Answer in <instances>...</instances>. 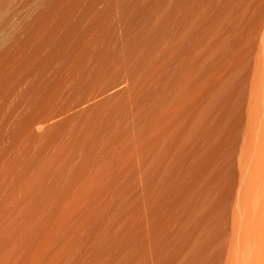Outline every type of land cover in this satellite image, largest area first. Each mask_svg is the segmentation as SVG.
Segmentation results:
<instances>
[{
    "label": "bare ground",
    "instance_id": "1",
    "mask_svg": "<svg viewBox=\"0 0 264 264\" xmlns=\"http://www.w3.org/2000/svg\"><path fill=\"white\" fill-rule=\"evenodd\" d=\"M19 1L0 0V264L210 260L247 38L237 0Z\"/></svg>",
    "mask_w": 264,
    "mask_h": 264
},
{
    "label": "rangeland",
    "instance_id": "2",
    "mask_svg": "<svg viewBox=\"0 0 264 264\" xmlns=\"http://www.w3.org/2000/svg\"><path fill=\"white\" fill-rule=\"evenodd\" d=\"M23 1H25V0H21L18 2L17 7L20 9L19 6H21L20 10H18V8H17L18 14H20L21 11L22 12L27 11L28 6L26 3L28 1L26 0L25 3ZM29 1H31V0H29ZM240 1L241 2H239L237 0V4H236L240 7L239 8L237 6V10L240 11V9H241L240 14L243 15V16H240L241 19L243 17L240 25L241 26L243 25V28L246 30L252 23L253 24H252V27L249 28V32H247L248 29H247V31L244 30V32L247 33V36H245L246 35L245 33H244L245 35H243V36H245L247 38L243 39V37H241V41L243 43H244V41L245 42L247 41V44L244 43L245 44V47H244V45L242 46V42H241L240 43L241 44L240 49L243 52H240V50H239V53H238V54L242 53L240 55V57L243 55V57H241L243 59L239 58V59H241V61L238 60L239 61V68L241 70L239 71V79H237V81H236L237 83L235 82L236 83L235 85L238 84L237 88L235 86V89L236 90L238 89L236 91L237 92L236 101H239V102H236L237 105L234 106L236 111H233V115L235 114L234 119L236 121L233 120V122H230V124L234 123V122L235 123L232 125H229V128L226 132L225 145H224V149H223L224 152H223V154L221 153L222 155L220 157V161L222 160L221 161L222 164H221V162H220L221 165L219 164V166H221L220 170L221 169H222L221 171L224 170V173H223V175H221V177H223V179H225V180H223V182H224L223 185H222V183H220V184L217 183L218 189L222 188V189H219L220 191L218 190V193L219 192L220 193L217 194V198H219V197H221V198H219L220 202L216 198V200L218 202L215 201V204L218 206V208L215 205V207L213 208V213L211 212V214L214 216L211 217V214H210V216L206 217L209 219V229L210 228L211 229L214 228L216 230L218 229L217 232L215 230V232L217 234H215L213 232L212 237H214L215 239L214 238L211 239L212 242L211 241L210 242L212 243V245L209 242L210 244L208 243L206 245V247L208 246V248L204 247V248H206V250L207 249L209 250V251L207 250L209 252V253L207 252L208 254H210V252L212 251L211 254L208 255L207 253H205L206 250L203 249V253H204L205 257L210 258L209 256H211L212 260L210 259L211 260V262H210L209 259L205 258L206 260H209V262L202 259L204 261L199 260V264H203V263L204 264L205 263L206 264H231V262H232V264H249V263L250 264H264V248H263L264 247V236L260 234L261 229H262V225L264 224V222H263V220H264V193H263L264 191L263 190L264 189L262 190V188H261L264 186V181H263L264 179L261 180L262 178H264V176H262L259 173V172H261L263 174L262 171H264V169L263 168L261 169V167H260L261 164H262L261 166L264 167V159H263L264 157H262L260 159V156L264 155V153L261 152V154L262 153L263 154L258 157V155H259L258 153L260 151L259 150V144L262 143V146L264 144V141H263L264 136L261 137L262 134L261 135L258 134V131H260V132L262 131L264 133V131L262 130L264 128V101L261 100L262 101L261 105H263V106H260V109L263 111L261 112L260 109H259L260 111L258 110V112H261V114H260L261 118L258 117V115H259V114H257L258 112L256 113L257 115H255V113L253 114L252 113L253 111L251 112L250 107H249L252 105V104L250 105V103H252L256 100L254 98H257V97H255L256 92H254V90L257 91L256 86H255V83L252 84V82H254L252 80L256 79L255 77H257L258 73L256 75H254L255 77H253V73H254V71L258 72L259 66H257V65H260V66L263 65V67H264V61L262 62V60H264L263 59V57H264V0H251L250 4H249L250 0H240ZM252 1H253V3H252ZM238 2L244 3L245 5L238 4ZM22 4H24V5H22ZM246 4H248L247 6L249 8L246 7ZM249 5H252V6H249ZM253 8L258 9V11L254 10V12L256 11L254 13L253 10H251ZM242 9H246V10L242 11ZM244 12H246V13L244 14ZM250 12H251V14H250ZM240 14H238V16ZM244 17H246V19ZM247 18H248V20H247ZM249 23H251V24H249ZM259 50H260V52L262 51V53H263L262 59L261 58L259 59V56L261 55L260 53H259V56H257ZM255 58H257L256 60L258 61V63L255 64L257 68L254 67V62H257V61H254ZM259 60L263 64H261V62H259ZM243 62H244V64H243L244 67L242 68L241 66H243L242 65ZM255 68L257 71L254 70ZM261 68H262V66H261ZM261 68L259 67V69H261ZM261 76H263L262 78H264V75L262 72H261ZM261 83H260V85H261ZM263 83H264V80H263ZM252 85H253L254 89L252 88ZM263 88H264V86H263ZM263 88H261L260 93L264 99V92H262ZM252 92H254L255 94L253 93V95H252ZM257 96H258V94H257ZM237 106H238V109L236 108ZM251 114L254 116H252ZM248 118L249 119L253 118L252 121H254L255 118L259 120L258 124L256 121L253 122V125H255V123H256L257 127H258V125H260L259 126L260 129L259 130L257 129L258 131H256V126L254 127L251 123V120H249ZM232 119H231V121H232ZM260 119H261V121H260ZM254 128H255V131L259 137H257V135H255L256 134L255 131L252 132L254 130ZM249 129L252 131L249 132ZM252 133L254 135V138H252L253 135L250 136V134H252ZM255 137H256V139H255ZM257 138L263 142L259 141ZM250 140H253L254 142L251 141V143H250ZM252 142L254 143L253 145H252ZM249 145L251 146L252 150H251V148L248 149ZM262 146H260V149L262 148L261 151H264V148ZM225 150H226V152H225ZM248 151H250L249 152L250 154L248 153ZM256 157H258L260 160H257L258 158H256ZM188 158H189L188 159V163H189L190 162V156ZM249 159H250V161H249ZM262 160H263V162L260 164V162ZM258 163L260 164L259 165L260 168L258 167V165H256ZM222 166H223V168H222ZM188 168H189V165H188ZM226 170H228V171H226ZM256 170H258L257 172L260 174L259 177H257L258 173L256 172ZM254 171H255V173H254ZM255 175H257L256 176L257 178H255ZM254 178L255 179L259 178L258 181L261 182V184L259 185V183H257V181ZM220 181L222 182V178ZM257 186H260V187H257ZM254 188H257V189H254ZM220 194H221V196H219ZM242 196H243V198H242ZM202 201H203V199L201 200V203H202ZM244 208H246V209H244ZM214 209L216 210V212H218V214L216 212H215L216 214L214 213V211H215ZM245 212H246V214H244ZM248 213L250 215H248ZM215 215H216V217H215ZM211 218H213V219L215 218V219L211 220ZM212 231H214V230H212ZM246 231H248V232H246ZM198 233L200 234V231H198ZM198 233L196 231L195 234L198 236L199 235ZM196 235H194L193 239L192 240L190 239V241H194L195 238L197 237ZM216 235H217V237H216ZM254 239H255V242H254ZM247 240L249 241V243ZM190 241H188V242H190ZM193 243L191 242V244L190 243H188V244H190V246H191ZM256 243L258 246L256 245ZM260 244H262V245H260ZM190 246L188 245V248ZM261 246H263L262 247L263 251L261 250L262 249ZM190 249H191V252L194 251L193 247L189 248L188 250L190 251ZM189 251H188V255H189L188 260L191 259V260H193L194 264H198V261L197 262L195 261L196 258L198 260V256L193 258L194 257L193 255H195V253H192L193 254L192 255L191 252L189 253ZM232 252H235V253H232ZM231 253L233 254V256ZM206 254H207V256H206ZM249 254H251V256ZM260 255H261V257H260ZM184 256H186V255H184ZM181 258L184 259L185 257L182 256ZM200 261H202V263ZM245 261H246V263H245Z\"/></svg>",
    "mask_w": 264,
    "mask_h": 264
}]
</instances>
